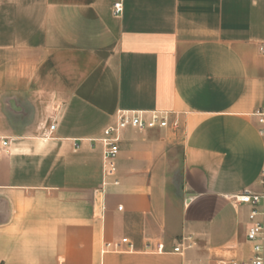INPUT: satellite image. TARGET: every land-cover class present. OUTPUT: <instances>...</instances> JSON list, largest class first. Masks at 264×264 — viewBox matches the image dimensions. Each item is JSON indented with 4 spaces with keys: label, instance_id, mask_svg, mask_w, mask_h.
Instances as JSON below:
<instances>
[{
    "label": "crops",
    "instance_id": "obj_1",
    "mask_svg": "<svg viewBox=\"0 0 264 264\" xmlns=\"http://www.w3.org/2000/svg\"><path fill=\"white\" fill-rule=\"evenodd\" d=\"M262 46L264 0H0V264L248 258L250 208L232 197L263 190ZM120 109L180 127L125 130L105 187L101 138ZM176 160L187 197L167 230ZM123 237L133 250L102 252Z\"/></svg>",
    "mask_w": 264,
    "mask_h": 264
},
{
    "label": "built area",
    "instance_id": "obj_2",
    "mask_svg": "<svg viewBox=\"0 0 264 264\" xmlns=\"http://www.w3.org/2000/svg\"><path fill=\"white\" fill-rule=\"evenodd\" d=\"M124 12L122 1L113 5V13L120 16ZM264 52V46L261 47ZM173 113L160 110H125L120 109L116 113L114 124L108 125L103 130V185H118L117 159L120 153V142L122 134L127 129L146 131L151 129L177 130L180 127V120ZM259 120V132L264 136V112L256 113ZM57 128V120L50 126V132ZM11 145L10 138L0 137V153L7 151ZM263 190L255 192L244 190L232 197L235 204L249 206L247 239L251 244V254L248 258H213L207 261L188 260L185 264H264V169H263ZM122 209V206L119 207ZM127 245L128 250L134 249V243L128 238L123 237L120 241H105L102 245V252H120ZM192 247L191 243H186V239L180 242L174 252L184 254Z\"/></svg>",
    "mask_w": 264,
    "mask_h": 264
},
{
    "label": "rangeland",
    "instance_id": "obj_3",
    "mask_svg": "<svg viewBox=\"0 0 264 264\" xmlns=\"http://www.w3.org/2000/svg\"><path fill=\"white\" fill-rule=\"evenodd\" d=\"M187 194L183 191V168L181 160L171 162L170 176H169V193L167 194V214L168 224L167 230L177 227L179 224V212L184 204ZM179 236L171 238L165 242L166 246H171L178 243ZM155 243V242H154ZM156 246V245H155ZM159 248H163L160 244ZM190 253V250L188 251Z\"/></svg>",
    "mask_w": 264,
    "mask_h": 264
}]
</instances>
